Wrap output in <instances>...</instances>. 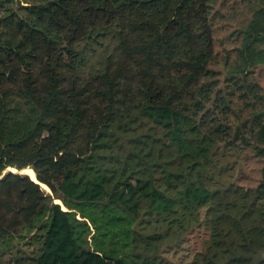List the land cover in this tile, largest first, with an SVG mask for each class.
<instances>
[{"label": "trees", "instance_id": "trees-1", "mask_svg": "<svg viewBox=\"0 0 264 264\" xmlns=\"http://www.w3.org/2000/svg\"><path fill=\"white\" fill-rule=\"evenodd\" d=\"M220 1L0 0V264H264V0Z\"/></svg>", "mask_w": 264, "mask_h": 264}, {"label": "rangeland", "instance_id": "rangeland-1", "mask_svg": "<svg viewBox=\"0 0 264 264\" xmlns=\"http://www.w3.org/2000/svg\"><path fill=\"white\" fill-rule=\"evenodd\" d=\"M234 0H222L220 1V4L216 6V8L224 14V17H219V15L216 16V18L213 20L214 25L218 26L219 32L216 37L219 38H224L230 31V29H234L235 26L237 25V21L233 20L230 15H228V12L230 13V8L229 5L231 2ZM6 12L4 8L0 10V15H3ZM227 16V17H226ZM228 25V26H225ZM214 26V27H215ZM229 29V31H227ZM227 31V32H226ZM218 40H216V44ZM231 44H226V46H230ZM222 46H216L217 50L220 53ZM222 53V51H221ZM220 53V55H221ZM251 77L255 78V80L259 83V85L262 87L264 90V64L262 65H257L253 68H251ZM232 160L236 161V165L233 172L235 182L241 186L244 187H255L259 177H260V168H261V160L257 157H255L250 150H242L239 154L235 155ZM30 169L32 172L28 171ZM12 171L13 173H23L27 176H29L32 180L35 181V173L34 171L28 167L23 170H15V169H7L6 171ZM42 188L50 192V190L45 186L42 185ZM57 203H60V201H57ZM64 208V207H63ZM65 209V208H64ZM196 240V235L192 236L190 244L193 245L194 241ZM19 249V248H18ZM20 249H22V254L28 255L29 252H31V248L29 246L23 245V242L21 244ZM13 255H18L17 254V249L13 250ZM7 256V255H6ZM168 258L171 259L172 261H176V256L172 254H168ZM14 264V263H13Z\"/></svg>", "mask_w": 264, "mask_h": 264}, {"label": "water", "instance_id": "water-1", "mask_svg": "<svg viewBox=\"0 0 264 264\" xmlns=\"http://www.w3.org/2000/svg\"><path fill=\"white\" fill-rule=\"evenodd\" d=\"M8 171H10V170H8ZM19 174H23V173H19ZM35 181H37L36 177H35Z\"/></svg>", "mask_w": 264, "mask_h": 264}, {"label": "bare ground", "instance_id": "bare-ground-1", "mask_svg": "<svg viewBox=\"0 0 264 264\" xmlns=\"http://www.w3.org/2000/svg\"><path fill=\"white\" fill-rule=\"evenodd\" d=\"M28 171H30V173L32 172L30 169H28Z\"/></svg>", "mask_w": 264, "mask_h": 264}]
</instances>
